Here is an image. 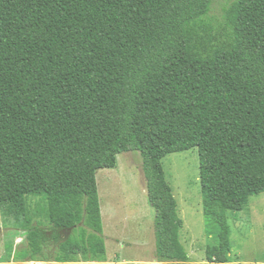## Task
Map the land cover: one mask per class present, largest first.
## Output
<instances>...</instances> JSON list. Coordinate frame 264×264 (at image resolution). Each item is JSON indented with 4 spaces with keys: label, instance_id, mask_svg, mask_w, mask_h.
Returning a JSON list of instances; mask_svg holds the SVG:
<instances>
[{
    "label": "trees",
    "instance_id": "1",
    "mask_svg": "<svg viewBox=\"0 0 264 264\" xmlns=\"http://www.w3.org/2000/svg\"><path fill=\"white\" fill-rule=\"evenodd\" d=\"M0 0V214L10 264L106 261L97 171L139 151L157 258L191 264L163 159L197 147L210 262L264 193V0ZM34 203V208L32 207ZM55 233L53 259L46 228Z\"/></svg>",
    "mask_w": 264,
    "mask_h": 264
},
{
    "label": "rangeland",
    "instance_id": "2",
    "mask_svg": "<svg viewBox=\"0 0 264 264\" xmlns=\"http://www.w3.org/2000/svg\"><path fill=\"white\" fill-rule=\"evenodd\" d=\"M233 0H214L210 16L214 26L225 21L226 9ZM166 177L174 189L178 212L183 219L182 241L189 252L191 264H264V193L253 195L247 209L230 216L233 250L227 263L210 262L207 246L213 237L206 232V219L200 177V156L197 147L172 153L163 159ZM97 181L102 207L104 238L107 246L106 261L57 262L47 264H163L157 258L154 231L155 210L148 201L147 182L143 159L139 151L123 152L117 157V165L97 171ZM34 208V203H32ZM72 231L46 228L49 243L45 253L53 259L58 242ZM13 243L14 252L26 247V232L8 229L0 214V264H10L6 245ZM35 264L37 261H30Z\"/></svg>",
    "mask_w": 264,
    "mask_h": 264
},
{
    "label": "water",
    "instance_id": "3",
    "mask_svg": "<svg viewBox=\"0 0 264 264\" xmlns=\"http://www.w3.org/2000/svg\"><path fill=\"white\" fill-rule=\"evenodd\" d=\"M25 264H32L31 262H26ZM35 264H47L46 262L43 261H37Z\"/></svg>",
    "mask_w": 264,
    "mask_h": 264
}]
</instances>
